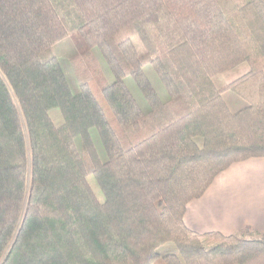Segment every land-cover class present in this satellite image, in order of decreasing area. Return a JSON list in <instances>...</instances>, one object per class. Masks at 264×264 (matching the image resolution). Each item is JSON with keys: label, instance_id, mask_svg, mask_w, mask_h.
<instances>
[{"label": "trees", "instance_id": "trees-1", "mask_svg": "<svg viewBox=\"0 0 264 264\" xmlns=\"http://www.w3.org/2000/svg\"><path fill=\"white\" fill-rule=\"evenodd\" d=\"M68 38L76 93L53 50ZM253 158L264 159V0H0V264H154L170 243L179 255L163 264H264V234L183 222L220 173Z\"/></svg>", "mask_w": 264, "mask_h": 264}, {"label": "crops", "instance_id": "crops-1", "mask_svg": "<svg viewBox=\"0 0 264 264\" xmlns=\"http://www.w3.org/2000/svg\"><path fill=\"white\" fill-rule=\"evenodd\" d=\"M248 71L243 63L222 73L221 82L228 84ZM229 99L232 107L226 104L230 111L244 107V102ZM183 222L198 234L230 236L246 229L264 234V159L235 163L220 173L202 197L187 204Z\"/></svg>", "mask_w": 264, "mask_h": 264}, {"label": "rangeland", "instance_id": "rangeland-1", "mask_svg": "<svg viewBox=\"0 0 264 264\" xmlns=\"http://www.w3.org/2000/svg\"><path fill=\"white\" fill-rule=\"evenodd\" d=\"M133 41H134V44L137 47L138 51L140 53H142L144 51V49L142 47L140 40L138 38H134ZM53 50H54V54L56 55L59 63L61 64L63 72H64V74L67 78V81L69 83V86L71 88V91L73 93H76V91L79 92L78 85L76 83L73 72H72L71 67L69 65L70 57L74 56L77 53V50L75 48L74 38H68V39L58 43L57 45L54 46ZM93 53H94L96 60L98 61L99 65H100L101 71H102L105 79L109 83H111L113 80L112 75H111L107 65L103 61L100 52L97 49H94ZM143 70H144V73H145L146 77L148 78L151 86L153 87V89L157 93L159 99L161 101H166L168 99L166 91H165L164 87L162 86L161 82L159 81L158 77L154 73L151 66H145ZM220 78H222L221 75L219 77L215 78L214 82L217 86H222V82H221ZM125 84H126L128 90L130 91L131 95L133 96L134 100L138 104L139 108L142 110V112H144V113L147 112L149 110V106H148L147 102L145 101V99L143 98V96L141 95V93L139 92V90L137 89L134 82L130 78H126ZM229 97L234 98L235 100H238L239 102L242 101L240 98H238L233 93L228 91V92H226V94L223 95V99H224L225 103H227L230 106H231V103H230ZM232 109H234V108H232ZM239 110H240L239 108H236L235 110H232V112L234 113V112H237ZM52 118H53V121L56 125L60 124L61 121L59 118L58 111L52 112ZM90 135H91V138L93 140L94 146L98 152L100 159H102V161H105V154L103 152V149H102V146L100 144V140H99V137H98L96 131L91 130ZM76 144L79 145L78 140L76 141ZM89 182H90L92 188L94 189V191L97 194H99V196L101 198V194H100L96 184L94 183L93 179L89 178ZM157 254H158L159 259L154 264H163L162 263L163 261H161L163 257L168 256V255L178 256L179 250L174 244L170 243V244H166V245L160 247L157 250Z\"/></svg>", "mask_w": 264, "mask_h": 264}]
</instances>
